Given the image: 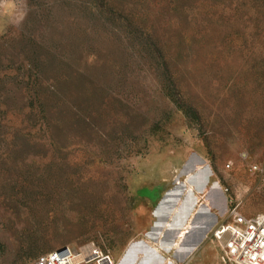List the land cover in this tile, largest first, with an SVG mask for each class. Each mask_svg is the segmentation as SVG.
<instances>
[{
	"label": "rangeland",
	"instance_id": "obj_1",
	"mask_svg": "<svg viewBox=\"0 0 264 264\" xmlns=\"http://www.w3.org/2000/svg\"><path fill=\"white\" fill-rule=\"evenodd\" d=\"M233 207L264 212V0H0V264H161L162 230L229 264Z\"/></svg>",
	"mask_w": 264,
	"mask_h": 264
},
{
	"label": "built area",
	"instance_id": "obj_2",
	"mask_svg": "<svg viewBox=\"0 0 264 264\" xmlns=\"http://www.w3.org/2000/svg\"><path fill=\"white\" fill-rule=\"evenodd\" d=\"M211 240L229 264H264V212L246 215L233 207L211 231ZM115 264L93 241L74 250L63 245L37 256L33 264Z\"/></svg>",
	"mask_w": 264,
	"mask_h": 264
},
{
	"label": "crops",
	"instance_id": "obj_3",
	"mask_svg": "<svg viewBox=\"0 0 264 264\" xmlns=\"http://www.w3.org/2000/svg\"><path fill=\"white\" fill-rule=\"evenodd\" d=\"M150 189V188H149ZM152 189H155V194L153 199L157 198V187H153ZM151 200V199H149ZM171 215V214H170ZM166 216H169V214H166ZM162 232V236L159 234L160 231L158 233H156V237L152 239V241H146L145 242V247H146V251H147V255H152L155 256L157 258V260H161V264L162 262H169L171 264H174L173 260H180V250H177L178 248L175 246V242L177 241V238L179 236L180 231H178L177 235H173L172 239H170V243L168 244V249H172L171 252L168 253V255L163 254L161 248H157L156 244L161 243V239L163 238L164 234H163V230ZM145 241V240H144ZM184 248L187 249L186 252H190L191 248V244H186L183 245ZM176 249V250H175ZM137 254L135 255L133 260L137 259Z\"/></svg>",
	"mask_w": 264,
	"mask_h": 264
}]
</instances>
